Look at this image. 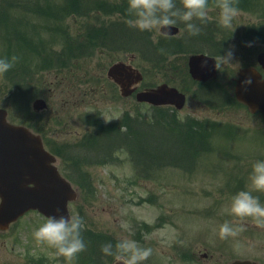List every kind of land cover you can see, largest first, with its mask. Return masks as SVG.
<instances>
[{
	"label": "rangeland",
	"instance_id": "rangeland-1",
	"mask_svg": "<svg viewBox=\"0 0 264 264\" xmlns=\"http://www.w3.org/2000/svg\"><path fill=\"white\" fill-rule=\"evenodd\" d=\"M4 1L8 3L10 0H0V12L1 3ZM26 1L27 6L34 4V8L46 10L47 14L33 17L26 10L22 17L28 22V28L25 27V22L22 30L28 29L36 33L45 31L44 21L47 19L51 22L49 12L54 11L57 5L59 14L63 16V23L60 25L73 26L76 25L77 19L82 20L75 8H65L67 4L65 0ZM243 1L234 0L239 13L233 19L231 28H222L218 24L220 10L214 6V1L209 4L207 24L214 39L212 45L224 50L219 53L220 56L229 48H233L234 51L231 64L220 63L216 85L221 92L214 85L207 86L201 92L204 96L216 100L217 107L209 105L208 100L197 102L196 93L199 86L192 81L189 84L191 99L182 111L175 114L180 121L208 119L221 124H217L215 129L212 127L207 141H202V137H198L197 147H192L196 150V158L187 153L184 145L173 134H168L161 127L153 130L156 135L154 134L151 141L157 146V161L177 162L187 170L176 166L156 169L154 166L141 171L133 164L124 148L115 151L117 158L109 164L88 165L83 163V157L73 155L71 151L78 138L87 130L93 129L95 123L89 120L90 117H96V120L106 123V127L109 128L102 126L99 128L101 130L99 133H106L114 123L121 120L118 118L124 112L125 116L127 113L135 115L137 112L152 116L150 113L154 110L150 105L140 104L135 95L122 97L118 87L108 80L105 81L107 69L112 62L118 58L126 60L133 57L134 66L146 70L144 82L184 85L189 77L182 72L191 52L178 49L179 46L175 45L159 49L158 52L154 51L147 55L156 54L158 62L153 65L139 51L127 50L125 53L119 48L113 50L112 54L110 51L105 55L100 53L99 57L98 49L87 50L96 56L89 62L92 65L85 67L91 74L97 76L92 75L87 80L77 81L79 83L76 87L61 88L58 85L55 87L53 73L47 77L29 79L30 85L34 88L37 78L35 85L38 87L36 95L28 103L31 115L29 110L25 111L22 106L16 105L15 90L9 89L5 85L4 75H0V84L10 91V95L2 90L0 94V106L9 110V119L15 123L28 125L35 131H37L35 124L40 125L51 140L62 147V156L57 155V164L79 191L78 200L71 205L72 215L83 219L84 229L90 236L99 237V240L104 241L109 239L108 243L113 246L121 239L127 238L135 240L142 247H150L152 255L143 264H228L237 258L257 260L264 264V228L256 226L251 218L240 221V218L230 214L232 197L240 191H251L264 205V192L254 191L249 180L253 163L264 160V132L260 131L264 130V120L261 114L251 113L234 100L230 92L231 85L228 83V78L239 66L253 63L258 53L264 50V0H254L246 8L239 7L240 3L248 4ZM111 2L120 4L119 1ZM11 9L13 10V7ZM54 31L60 32L57 25ZM124 31L123 41L132 46L140 41L130 28ZM156 31L159 30L148 31L155 41L158 37ZM36 33L29 34L37 38ZM180 33V36L174 39L181 40L184 36L183 29ZM202 35L206 39L205 33ZM55 36L58 39L57 35L46 34L45 39L48 40L50 37L54 39ZM120 38L122 37L114 35L113 39L121 43ZM66 39L69 43L74 41V32H69L67 38L60 37L52 44L53 50L60 51V57L64 51L61 43L64 45ZM249 43L251 46H246ZM11 44L16 43L11 41ZM1 47L0 43V52ZM73 50L76 51L74 48ZM65 54L71 55L66 51ZM64 60L66 59H63L61 64ZM31 65L36 66L33 61ZM69 65L72 68L73 64ZM86 69L81 73H85ZM63 72H66L65 69L61 73ZM97 84L107 86L108 93L105 98L88 104L90 98L87 95V102L81 104L80 88ZM221 94L226 97H222ZM38 95L49 102L50 108L42 114L32 109V100ZM96 98L98 99L97 96ZM93 109L95 114L85 116L87 111ZM165 109H169V112L172 110ZM59 114L60 122L57 123L56 115ZM204 145H207V151L202 150L201 146ZM102 156L104 155L95 156L94 159H100ZM77 161L81 164L76 165ZM46 219L38 211H30L9 229L0 230V264H36L39 261L45 264V261L49 260L51 264H69L64 258L56 256L54 249L37 244L34 240L33 231L45 223ZM226 221L233 223L234 226L243 223L246 230L236 237L222 240L218 234L219 228ZM104 257L105 264H113L116 261L114 257L103 255L102 258ZM71 264L78 262L73 260Z\"/></svg>",
	"mask_w": 264,
	"mask_h": 264
},
{
	"label": "trees",
	"instance_id": "trees-1",
	"mask_svg": "<svg viewBox=\"0 0 264 264\" xmlns=\"http://www.w3.org/2000/svg\"><path fill=\"white\" fill-rule=\"evenodd\" d=\"M237 1L242 2L243 0ZM243 2L248 4L242 5V3H240L238 5L239 7L246 8V6L251 5L253 0H244ZM15 3L17 4L15 5ZM1 5L0 39L4 41V44L0 42L2 44L1 48L3 51L0 52V58H8L9 60H11L13 56L18 58L14 63V66L9 71L4 73L5 85H7L9 89L15 90L14 96H16V105H20L25 111H28V103L30 99L36 95L35 92L38 90V87L35 85L37 78L34 82V88L30 85L29 79L32 80L33 77H36V73H40L45 70L51 71L53 69H59L61 65L67 66L69 63H73L72 59L75 57L76 52L83 54L86 49L76 50L73 47L76 50L74 51L73 48L66 47L64 49V53L66 51L71 55L66 56L65 54L64 57L60 58V51L52 49L54 48L52 47V44L57 40L50 39L48 41L45 39L46 34L47 36L58 34L60 38V33L50 32V34H45V32H37V38H35L29 34L30 31L28 29L22 30L26 19H23L22 15H20L15 8L25 7L22 11L28 10L26 2L21 0H10L8 3L4 1ZM11 7H13V10ZM32 10L38 14H47L46 10L36 8H33ZM196 36L200 37V34ZM65 37L67 38V34H65ZM11 41L16 43V47H12ZM66 42H69V40L66 39ZM63 59L70 62L68 63L64 60L61 64ZM32 61L36 66L31 65ZM8 88L1 85V90L6 91L10 95ZM151 114L152 116L148 117V114L140 112H137L135 115L127 113V118H125V116L120 120L121 122L114 123L110 131L107 130L108 132L106 133H99L101 130H98L91 133V135H88L89 137L86 139V142L90 143L82 142L83 147L79 146V149H77L75 153H78L79 155L83 154L89 157L101 156L102 154L104 156H102L98 162L106 163L111 160L115 150L125 148L128 151L133 164L141 171H144L145 169H149L154 166L163 167L167 164H171V162L173 164L175 163L170 160L157 161V146L156 143H152L151 141V138L155 134L153 133L154 129L161 127L168 134H173L184 145V149L187 153L195 156L196 150L192 147H197L196 142L198 141L196 140H199V138L202 137V141H205L208 138L209 131H211L210 128L214 127L212 123L211 126L210 124L207 126L204 122L195 119L180 121L174 113L161 107L154 108L153 113L151 112L150 115ZM118 123H121V126H119ZM35 126L39 131H43L40 125L35 124ZM104 128L109 127L105 126ZM201 147L202 150H205L207 145ZM52 149L55 153L59 155L62 154L61 146L54 144ZM199 151H201V148ZM93 153L99 155H94ZM78 164L79 162L77 161V165ZM81 235L87 245V248L84 252L79 253L76 256L74 259L75 262L77 261L78 264H105V257L102 258L103 254L101 252V246L108 243L110 240L107 239L104 241L99 240V237H92L86 229L82 230ZM45 262V264H51L50 260ZM36 264L44 263L39 261Z\"/></svg>",
	"mask_w": 264,
	"mask_h": 264
},
{
	"label": "water",
	"instance_id": "water-1",
	"mask_svg": "<svg viewBox=\"0 0 264 264\" xmlns=\"http://www.w3.org/2000/svg\"><path fill=\"white\" fill-rule=\"evenodd\" d=\"M170 33L178 27L163 29ZM205 54L190 57V71L194 78L207 80L217 75L215 58ZM207 66L201 68V62ZM264 68V52L258 57ZM127 75L129 83L122 84L123 92L129 94L132 82L142 77L130 64H114L109 75L116 80L119 75ZM251 78L252 83L246 90L242 82ZM264 77L254 66L239 68L235 93L238 100L245 103L252 112L261 111L264 116ZM140 101L154 104H175L178 108L185 105V94L168 84L138 93ZM47 107L44 99H37L34 108L41 111ZM8 111L0 108V230H7L11 223L30 209H38L46 216H71L69 202L78 198V192L54 164L56 157L44 146L40 135L28 127L10 123ZM57 209L59 211H57ZM117 264V262L115 263ZM230 264H259L252 260H234Z\"/></svg>",
	"mask_w": 264,
	"mask_h": 264
},
{
	"label": "clouds",
	"instance_id": "clouds-1",
	"mask_svg": "<svg viewBox=\"0 0 264 264\" xmlns=\"http://www.w3.org/2000/svg\"><path fill=\"white\" fill-rule=\"evenodd\" d=\"M127 5L129 18L126 25L139 31L167 30L176 27L178 22H183L188 34L195 36L200 34V24L207 23L209 19V0H179V3L177 0H127ZM214 6L220 10L218 24L222 28H231L233 19L239 13L234 0H214ZM164 32L168 34L167 31ZM233 56V48H229L220 56L219 62L231 64ZM17 59L15 56L11 60L0 58V75L9 71ZM215 62L218 69L217 61ZM206 66L207 60L202 61L200 67ZM251 83V78H245L242 85L246 90ZM249 180L254 191L264 192V160L253 163ZM230 214L240 218V221L251 218L256 226L264 228V205L251 191H240L232 197ZM83 229L84 221L79 216H48L46 222L33 231V238L37 244L54 249L56 256L63 257L71 264L87 248L81 235ZM245 230L243 223L234 226L226 221L220 226L218 234L224 240L236 237ZM101 252L105 256L114 257L117 264H143L152 255L150 247H142L135 240L127 238L121 239L115 246L111 243L102 245Z\"/></svg>",
	"mask_w": 264,
	"mask_h": 264
},
{
	"label": "flooded vegetation",
	"instance_id": "flooded-vegetation-1",
	"mask_svg": "<svg viewBox=\"0 0 264 264\" xmlns=\"http://www.w3.org/2000/svg\"><path fill=\"white\" fill-rule=\"evenodd\" d=\"M71 2H76L75 4H73V6L76 8L77 11V15L79 17L82 18V20L77 19L76 25L70 26V25H60V23H63V16H61L58 12L57 14V23H58V30L61 33L64 32H74V39L75 41H72L71 43H64V45L61 43V45L64 46H71L74 47L76 50H80V49H86V50H95L98 49L99 51V57H101L100 53L102 55H105L106 53H108L110 51V53L112 54L113 50H118L119 48L121 50L126 49L130 44L127 43L126 41H123L124 37V29H128L129 27L126 25V20L129 18L127 15V0H69ZM111 1H119L120 4L117 5L114 2ZM179 1H177L178 3ZM60 4V3H59ZM95 4V5H93ZM32 12V11H31ZM72 15V14H71ZM113 16V17H112ZM94 17V19H93ZM112 17V18H111ZM109 18H111L109 20ZM199 23V21L197 22ZM63 26V27H62ZM200 37H194V36H190L188 34V38L191 39V44H214V39H212V36L210 35L209 32V26L207 23L204 24H200ZM74 30V31H72ZM131 31H133V33L136 35L137 38L141 39L145 34L147 36V38L149 39V34L150 32L148 31H139V30H133L132 28H130ZM120 31V32H118ZM142 32V33H141ZM158 37L154 43L151 41L152 38H150L151 40L146 41V44H148L149 47L152 48H159L161 46H165V47H169L171 45H181L182 43L180 42L181 40H179V43L177 42L176 39V34L172 35V34H165L162 30L156 31L155 32ZM205 33L206 35V39L205 36H203L202 34ZM114 35H117L118 37H122L120 38L122 41L121 43H118V40L113 39ZM144 43V42H143ZM164 47V48H165ZM117 48V49H115ZM64 52V51H63ZM62 52V55H63ZM61 55V57H62ZM96 55L92 54V53H83L80 54L78 52H76L75 54V59H74V63L72 66V70L71 73H61L64 69L65 71L67 70L68 67L65 66H60L61 69H55L52 71H49L46 73V76L48 74L53 73L54 77L52 78L53 82H57V84L60 85V83H65V82H74V83H79L77 81H84L89 79L92 75L97 76L96 74H91L89 69H86L85 66H91L92 64H89L90 60L95 58ZM60 57V58H61ZM122 59L118 58L115 61H120ZM219 60V57H218ZM114 61V62H115ZM158 60L155 59V63L157 64ZM76 67V68H73ZM86 69L85 73H81L82 70ZM218 69L220 70V62H218ZM188 73V71H186L185 69L183 70L182 74L186 75ZM143 74V80L135 83L134 86L136 88L135 92H133L131 95L129 96H124V98H128L131 97L133 95L136 96L137 92L139 91H144V90H150L152 88H155L156 86H158L161 83H147L144 82L145 79V75L146 73H144V71H142ZM189 75V74H188ZM189 79L185 80L184 85H175L172 83H169L170 85H174L176 87H178L182 92H184L186 94V98H187V102L189 99H191V92L189 90L190 88V83L193 81L196 85L199 86V88L203 87V86H209L211 84H216L218 82V78H219V73L218 76L214 79H210L204 82H199L196 80H193L189 75ZM120 84H126L129 83L130 79L127 75L121 74L119 75V77L117 78ZM108 80V77L105 78V81ZM111 83L114 82V80H108ZM214 81L216 83H214ZM228 81H231V83L233 84L234 81V76H231L228 78ZM100 83V82H99ZM115 86L118 87V89H120V86L116 83ZM76 84H67V87H71L74 86L75 87ZM217 87V86H216ZM218 88V87H217ZM219 89V88H218ZM80 96L82 97V103L81 104H85L87 101V95L90 98L88 103H94L96 101H100V98H105L106 93H108V89L106 85H99L97 84L96 86H88L87 88H80ZM197 97L196 100L198 103H202L205 97L203 96V94L201 93V89H198L197 93H196ZM95 96L98 97V99H95ZM123 97V96H122ZM200 97V98H199ZM81 101H79L80 104ZM164 106H171V105H164ZM174 107V108H173ZM173 111L176 110L175 106L171 107Z\"/></svg>",
	"mask_w": 264,
	"mask_h": 264
}]
</instances>
